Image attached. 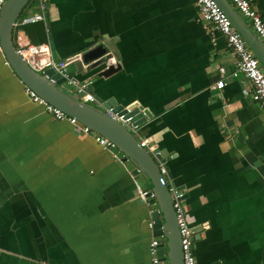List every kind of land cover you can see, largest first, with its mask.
I'll use <instances>...</instances> for the list:
<instances>
[{
  "label": "crops",
  "instance_id": "crops-1",
  "mask_svg": "<svg viewBox=\"0 0 264 264\" xmlns=\"http://www.w3.org/2000/svg\"><path fill=\"white\" fill-rule=\"evenodd\" d=\"M252 3L264 18V0ZM47 20L15 27V46L46 44L56 61L108 48L113 75L68 73L99 109L115 99L152 114L135 135L167 153L168 184L202 229L197 264H264V109L197 1L49 0ZM122 159L34 103L0 49V264H152L156 203Z\"/></svg>",
  "mask_w": 264,
  "mask_h": 264
},
{
  "label": "water",
  "instance_id": "water-1",
  "mask_svg": "<svg viewBox=\"0 0 264 264\" xmlns=\"http://www.w3.org/2000/svg\"><path fill=\"white\" fill-rule=\"evenodd\" d=\"M30 1L32 0H6L1 11L0 49L7 64L25 86L68 116L75 118L79 123L111 141L123 155L122 160L130 161L134 165L133 174L142 175L155 195L157 208L152 212V218L155 235L160 240L158 246L160 262L161 264H183L181 236L176 212L166 178L160 171V164L165 162L167 153L156 148L155 153L158 154H151L147 148L140 146V141L130 131V127L139 128L147 123L152 118V114L138 102L124 106L118 104L115 99L107 101L104 103L103 109H99L83 101L80 95L66 90L64 87L66 78L54 68H48L43 72L33 69L18 53L13 41L15 24ZM216 2L230 18L264 68V44L262 41L234 10L228 0H216ZM76 57L78 59L73 64H75L77 74L82 76L91 71H97L100 66L105 65L104 69L95 75L109 77L121 68L108 48L101 44ZM201 230V228L193 229L199 238ZM196 236L193 237V242L198 238Z\"/></svg>",
  "mask_w": 264,
  "mask_h": 264
},
{
  "label": "built area",
  "instance_id": "built-area-1",
  "mask_svg": "<svg viewBox=\"0 0 264 264\" xmlns=\"http://www.w3.org/2000/svg\"><path fill=\"white\" fill-rule=\"evenodd\" d=\"M6 0H0V16ZM36 6V11L32 14H25L16 22L17 26H26L30 24L43 23L48 30L47 12L49 10V0H32ZM201 18L210 23L226 40L228 46L236 57V68L233 72L234 76L243 74L250 82V88L244 89V94L250 96L253 101L260 104L264 109V68L253 51L249 48L242 35L232 24L230 18L220 8L216 0H196ZM234 5L239 15L249 20L252 31L264 44V18L253 7L252 0H229ZM18 53L27 61V63L36 71L43 72L48 68H54L63 77L66 78L67 85H74L75 94L81 96L82 100L89 103L97 102L96 97L88 91V84L78 82L68 73V66L74 63L78 57H71L66 60L56 61L51 55V49L48 45L28 44L17 48ZM225 85L223 80L218 81L216 88H223ZM26 92L30 99L44 108V110L59 121H68L75 127L78 133L94 135L95 140L105 149L116 148L108 139L94 132L89 127L79 123L75 118L68 116L66 113L56 108L41 98L36 92L26 86ZM110 111V110H109ZM121 119V118H120ZM138 128L130 127V131L136 134ZM152 141V139H151ZM151 141L144 139L140 141V146L147 148L151 154L155 153L156 148L150 146ZM150 142V143H149ZM160 171L165 176L169 191L172 196L173 206L176 212L177 223L181 236V245L183 251V264H197L193 248L194 231L187 221L185 208L182 204L184 194L171 184H168L167 170L163 163L160 164ZM139 197L143 199L147 205L156 203L155 195L151 190L139 189ZM154 210L151 211V213ZM154 220L151 219L149 226L153 227ZM160 240L158 238L151 241L149 252L152 264H161L158 256V246Z\"/></svg>",
  "mask_w": 264,
  "mask_h": 264
},
{
  "label": "trees",
  "instance_id": "trees-1",
  "mask_svg": "<svg viewBox=\"0 0 264 264\" xmlns=\"http://www.w3.org/2000/svg\"><path fill=\"white\" fill-rule=\"evenodd\" d=\"M32 4H33V1H30V3L28 4V6H26V8L29 7V6L32 5ZM26 8H25V10H26ZM25 10H24V12L22 13V16L26 14V13H25ZM22 16H21V17H22Z\"/></svg>",
  "mask_w": 264,
  "mask_h": 264
},
{
  "label": "rangeland",
  "instance_id": "rangeland-1",
  "mask_svg": "<svg viewBox=\"0 0 264 264\" xmlns=\"http://www.w3.org/2000/svg\"><path fill=\"white\" fill-rule=\"evenodd\" d=\"M196 244H197V242H194V244H193V248H194V249H195Z\"/></svg>",
  "mask_w": 264,
  "mask_h": 264
}]
</instances>
